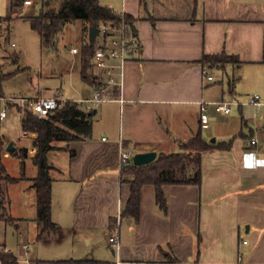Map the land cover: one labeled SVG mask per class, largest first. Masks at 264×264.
Returning <instances> with one entry per match:
<instances>
[{"label":"crops","instance_id":"obj_1","mask_svg":"<svg viewBox=\"0 0 264 264\" xmlns=\"http://www.w3.org/2000/svg\"><path fill=\"white\" fill-rule=\"evenodd\" d=\"M25 1L20 8L26 11L33 2ZM98 1L132 18L137 48L124 64L121 86H109L105 100L97 106L85 101L99 88L100 80L84 82L81 54L70 52L72 47L82 48V21L66 24L57 51L50 52L53 75L80 77L83 86L71 101L85 112L94 111L89 138L56 142V149L47 155L52 166L51 218L61 228L56 237L37 238L40 225L32 186L37 175L35 134L22 129L21 109L15 103H9L1 122L2 128L9 114L18 121L17 138L8 129L1 131L7 145L13 142L15 148H25L27 155L22 160L6 150L3 156L6 173L18 180L3 182L14 223L0 222L5 230L15 226L19 234L30 225L33 240L58 255L47 259L32 255L28 237L18 247L19 256L6 241L0 243V252L12 253L19 264H58L70 259L85 264H264V107L232 106L230 113H223L207 105L206 122H202L201 110V102L248 101L254 94L264 101V0ZM11 14L22 15L14 10ZM13 53L12 71L21 69L17 76L30 68L20 65L25 51L4 55L0 70L12 72L4 70L3 64L11 62ZM40 53L48 52L40 47ZM222 53L235 56L238 63L203 66L204 56ZM203 69L214 76L213 81L204 80ZM117 72L115 80L119 81ZM6 82L3 98L61 94L70 100L61 88L51 95L38 85L34 89L32 78L27 94L7 93ZM198 133L213 146L202 153L200 185H164V212L156 204L154 186L145 184L138 218L122 217L133 176H122L120 152L175 153L180 143ZM10 161L17 162L19 173L10 170ZM30 164L36 168L32 176ZM24 189L29 195L24 205L16 207L13 196L18 201ZM28 207L34 209L31 217ZM113 235L120 242L118 252L109 241ZM27 256L29 263L19 262Z\"/></svg>","mask_w":264,"mask_h":264},{"label":"trees","instance_id":"obj_2","mask_svg":"<svg viewBox=\"0 0 264 264\" xmlns=\"http://www.w3.org/2000/svg\"><path fill=\"white\" fill-rule=\"evenodd\" d=\"M22 0H12L10 9L20 6ZM32 29L40 35V47L44 52H56L57 42L64 27L68 23L78 20L83 24V43L81 48V79L93 84L97 76L93 72L92 59L97 48V43L91 45L88 39L89 29L99 27L102 23L120 24L122 20L128 25V33L135 32L132 18L124 14L118 15L112 9L102 6L98 0H64L63 5L57 11H46L45 3L42 4L36 16L28 17ZM204 67H219L227 62L238 63L235 56L225 53L212 56H204L201 60ZM21 69H15L10 73H2L0 70V98L3 96L4 81L14 77ZM1 109V101H0ZM94 111L85 112L78 104L66 100L60 109L51 111L48 116L41 118L31 108H28L21 122L22 129L35 134L34 145L37 148L35 165L37 175L33 179V188L36 193L37 222L40 230L38 239L56 237L61 228L52 221V179L47 155L56 149V142H71L89 138L92 132V118ZM7 141L1 131L0 121V220L14 223L8 214V201L3 190V182H15L18 179L9 176L3 163ZM180 151L170 154H159L156 159L146 165L123 167L122 176H133L130 182L131 195L122 211V217L138 218L140 210L141 188L145 184H152L155 188L156 204L164 212L167 204L162 187L164 185H197L202 178V153L213 147L205 142L198 133L187 142L179 144ZM225 148V145H219ZM74 155L73 151H70ZM10 155L24 160L27 150L15 148ZM58 264H85L84 260H60ZM0 264H19L12 253L0 252Z\"/></svg>","mask_w":264,"mask_h":264},{"label":"rangeland","instance_id":"obj_3","mask_svg":"<svg viewBox=\"0 0 264 264\" xmlns=\"http://www.w3.org/2000/svg\"><path fill=\"white\" fill-rule=\"evenodd\" d=\"M11 1L12 0H0V59L7 53L13 51H20L21 53L25 51V55L21 58L20 65L29 66L30 68L17 76L15 75V78L12 77L7 80L5 85L7 93L27 94V91H29L28 89L32 88L29 83L30 78H32L33 85L35 82L34 89L38 85L47 95H51L56 89L61 88L65 98L70 100L78 98V91L81 86H83L79 75L75 74L71 77L53 75V68L49 65L52 53L48 52L49 55L48 53L41 55L40 35L37 31L32 29L30 21L28 20V17L39 13L43 3H45L46 11H57L63 5L64 0H31L33 3L26 11L24 6L22 9L20 6L14 7V11L22 14L21 17H17L16 15L12 16L11 13H13V11L10 9ZM75 26L76 24L72 26L73 30L76 28ZM12 43H15L17 47H12ZM9 59L11 62L6 60L3 64L4 70L7 68L6 71H12L15 68V66H13L14 53L9 55ZM10 64H12V66H10ZM40 73H42V76ZM2 103L3 101H1V106ZM2 128L8 129L13 138H17L20 133L18 121L15 122L10 114L9 118L3 123ZM8 166L14 174L19 173L20 168L16 161L8 162ZM32 167L31 164L28 167L30 170L29 175L31 176L36 174V168ZM31 170L33 171L31 172ZM27 195H29V191L24 189L19 192L18 201H15L13 196L12 201L16 207H20V203L24 205V200H26ZM32 211H34V209L32 210L30 207H28V209L26 208L27 216ZM9 226L10 227L5 230L3 222H0V243L6 241L14 255L19 256L21 251L18 247L22 243H25L27 237L31 244L32 255H37L39 258L43 257L44 259L58 255L57 252H50L46 245L43 246L39 241L36 242L33 240L34 230L30 225L22 229L21 234L16 232L15 226Z\"/></svg>","mask_w":264,"mask_h":264},{"label":"built area","instance_id":"obj_4","mask_svg":"<svg viewBox=\"0 0 264 264\" xmlns=\"http://www.w3.org/2000/svg\"><path fill=\"white\" fill-rule=\"evenodd\" d=\"M29 3V0L25 1V4ZM99 34L96 39L97 48L95 50L92 64L94 74L97 76V80H100V86L97 88L92 97L85 102L91 104V106H97L99 103L105 100L106 93L109 90V86L115 84L121 86L122 73L125 62L133 55L137 48L136 35L128 33V25L124 20L120 24L102 23L99 27ZM99 38V40H98ZM14 45V44H13ZM72 54H81L80 47H72L70 49ZM118 70L120 80H115V70ZM203 78L206 82L214 80V76L209 74L207 69L202 71ZM3 101V107L0 109V121L6 119L7 113L10 110L9 103L17 104L21 109L22 118L28 108L39 117L44 118L48 114L56 109H60L65 103V99L61 94H56L53 97H17V98H0ZM202 110V122H206V106L213 105L217 112L230 113L232 106H254L256 108L264 107V101L260 95L254 94L248 101L238 100H222L216 102H201ZM133 152L124 149L120 152V160L122 167L130 166L133 164ZM111 246L115 252L120 249V242L116 235H113L109 239ZM246 243V241L244 242ZM28 246L23 245V250L26 255ZM29 263L28 256L19 262Z\"/></svg>","mask_w":264,"mask_h":264},{"label":"water","instance_id":"obj_5","mask_svg":"<svg viewBox=\"0 0 264 264\" xmlns=\"http://www.w3.org/2000/svg\"><path fill=\"white\" fill-rule=\"evenodd\" d=\"M98 34H99V29L97 27H93L89 29L88 39L91 45H94ZM14 149L15 146L13 142H10L6 147V150L10 152L14 151ZM156 157H157L156 152H145V153L134 154L132 160L134 165L140 166L153 162L156 159Z\"/></svg>","mask_w":264,"mask_h":264}]
</instances>
